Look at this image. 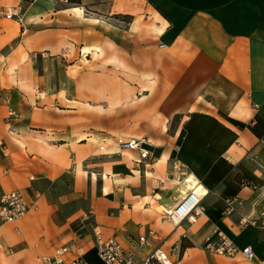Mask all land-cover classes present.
<instances>
[{"label":"crops","instance_id":"crops-1","mask_svg":"<svg viewBox=\"0 0 264 264\" xmlns=\"http://www.w3.org/2000/svg\"><path fill=\"white\" fill-rule=\"evenodd\" d=\"M15 6L22 20L6 17ZM145 136L147 163L117 143ZM2 139L0 199L21 190L29 210L0 217V264L64 249L103 264L95 225L124 242L152 228L157 243H192L176 264H264V226L241 224L264 187L237 179L264 182V0H0ZM174 163L189 182L169 177ZM192 185L206 213L167 219ZM236 194L244 205L225 215ZM218 231L240 251L207 250Z\"/></svg>","mask_w":264,"mask_h":264},{"label":"built area","instance_id":"built-area-1","mask_svg":"<svg viewBox=\"0 0 264 264\" xmlns=\"http://www.w3.org/2000/svg\"><path fill=\"white\" fill-rule=\"evenodd\" d=\"M22 6H15L9 9L6 14L7 18L22 20ZM19 114L10 110L7 122L17 119ZM117 143L121 149L140 150L141 163H147L151 155V150L146 147L150 143L147 136L140 139L118 137ZM12 155V148L10 143L2 139L0 141V164L9 156ZM147 161V162H146ZM185 172L181 169V165L174 163L169 172V177L177 179L179 183L188 181V179L181 178ZM244 185H249L254 189H259L260 186L256 183L243 182ZM189 188V186L187 187ZM203 195L201 189L196 185L190 186L186 191L184 197L173 209L165 211V216L174 222L173 218L176 215L180 218V223L185 219L202 216L206 213L205 207L201 204ZM244 198L239 194L227 196L225 198L224 214L231 215L244 205ZM29 210V205L25 193L21 190L15 189L6 192L0 199V217L5 222L15 221L22 218ZM174 211V212H173ZM93 211L87 215L89 218ZM175 223V222H174ZM243 226L249 225H263L264 226V208L259 211L257 217L244 215L241 219ZM94 238L97 246V253L99 259L103 264H176L183 256L182 248L176 243L166 245V241L161 243L156 242L155 230L150 228L147 231L134 235L130 234L126 242L122 241L118 234H113L110 237H105L100 225L93 227ZM204 246L207 250L225 255H235L240 251L238 246L230 239L224 232L210 234L204 239ZM67 250H58L55 254L48 256L45 261L49 264H92L83 255H78L72 260H66L62 254ZM246 259H253L254 252L251 246H246L241 249Z\"/></svg>","mask_w":264,"mask_h":264},{"label":"trees","instance_id":"trees-1","mask_svg":"<svg viewBox=\"0 0 264 264\" xmlns=\"http://www.w3.org/2000/svg\"><path fill=\"white\" fill-rule=\"evenodd\" d=\"M27 2H29V1H32V0H26ZM70 1H72V2H76V3H79V2H81V0H70ZM259 123H260V121H253L252 123H251V128L254 130V132L255 133H257L259 136H262V132H260L259 131ZM237 179L239 180V181H241L242 183L243 182H245V181H247L243 176H241V175H237ZM191 244L192 243H184L183 245H182V249L184 250V248H186V246H191Z\"/></svg>","mask_w":264,"mask_h":264},{"label":"bare ground","instance_id":"bare-ground-1","mask_svg":"<svg viewBox=\"0 0 264 264\" xmlns=\"http://www.w3.org/2000/svg\"><path fill=\"white\" fill-rule=\"evenodd\" d=\"M183 190H184V189H183ZM159 209H160V210H163L162 207L159 208ZM173 212H174V211H173ZM173 220H174V222H175L176 224H179V223H180V218L177 217L176 215L174 216Z\"/></svg>","mask_w":264,"mask_h":264},{"label":"rangeland","instance_id":"rangeland-1","mask_svg":"<svg viewBox=\"0 0 264 264\" xmlns=\"http://www.w3.org/2000/svg\"><path fill=\"white\" fill-rule=\"evenodd\" d=\"M256 190V189H255ZM160 208V207H159ZM173 242L172 241H170L169 243H168V245H171Z\"/></svg>","mask_w":264,"mask_h":264}]
</instances>
